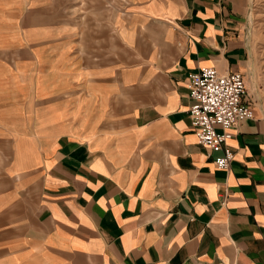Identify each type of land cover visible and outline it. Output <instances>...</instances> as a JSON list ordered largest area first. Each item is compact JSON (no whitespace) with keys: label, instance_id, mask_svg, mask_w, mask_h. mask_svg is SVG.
Returning a JSON list of instances; mask_svg holds the SVG:
<instances>
[{"label":"crops","instance_id":"1","mask_svg":"<svg viewBox=\"0 0 264 264\" xmlns=\"http://www.w3.org/2000/svg\"><path fill=\"white\" fill-rule=\"evenodd\" d=\"M253 0H0V264H264V31ZM252 118L198 144L186 79Z\"/></svg>","mask_w":264,"mask_h":264},{"label":"built area","instance_id":"2","mask_svg":"<svg viewBox=\"0 0 264 264\" xmlns=\"http://www.w3.org/2000/svg\"><path fill=\"white\" fill-rule=\"evenodd\" d=\"M186 87L192 101L187 115L196 140L210 151L218 152L214 164L217 169L226 170L234 156L228 145L231 130L253 115L243 102L244 78L240 73L222 74L212 67H204L188 75Z\"/></svg>","mask_w":264,"mask_h":264},{"label":"rangeland","instance_id":"3","mask_svg":"<svg viewBox=\"0 0 264 264\" xmlns=\"http://www.w3.org/2000/svg\"><path fill=\"white\" fill-rule=\"evenodd\" d=\"M253 2L255 3L254 9L258 10L256 14H260V18L256 22H258L259 27L264 31V0H253Z\"/></svg>","mask_w":264,"mask_h":264}]
</instances>
